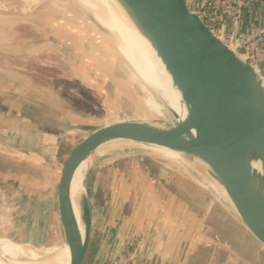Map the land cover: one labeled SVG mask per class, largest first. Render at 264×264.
I'll use <instances>...</instances> for the list:
<instances>
[{"label":"rangeland","instance_id":"rangeland-1","mask_svg":"<svg viewBox=\"0 0 264 264\" xmlns=\"http://www.w3.org/2000/svg\"><path fill=\"white\" fill-rule=\"evenodd\" d=\"M106 29L80 0H0V70L28 80L27 86L18 84V100L31 102L30 114L43 117L38 121L48 128L47 132L56 131L55 122L67 110L78 123L77 129L71 131L74 142L96 126L120 120L146 121L160 127L177 122L167 108L156 111L145 104L144 92L138 85L140 79L120 54L115 35ZM3 133L0 130V138L4 139L0 141V189H3L0 194V256L13 260L11 264H62L68 246L63 237L64 227L60 224L57 233L58 224L52 214L45 226L48 237L43 236L41 240L29 236L28 216L14 218L16 202L12 197L16 196L11 191L28 189V175L34 179L38 170L28 171V164L17 160L20 154L6 142L8 135ZM147 144L130 139L102 142L100 150L95 149L89 155L83 179L86 193L79 201L85 197L95 208L92 203L100 201L102 195L95 197L90 193L91 179L95 180L98 173L119 161H132L129 166L143 161L161 171L156 184L177 193L190 209L204 216L222 235L236 234L230 220L234 209L216 185L207 165L182 152L170 158L146 147ZM69 147L62 144L60 148L66 151ZM94 211L101 223L92 222L90 207L84 264H127L129 252L136 243L137 258L133 264L154 262L150 245H143L139 234L127 241L116 237L117 247L111 241L101 211ZM118 253L122 256H114Z\"/></svg>","mask_w":264,"mask_h":264},{"label":"water","instance_id":"water-1","mask_svg":"<svg viewBox=\"0 0 264 264\" xmlns=\"http://www.w3.org/2000/svg\"><path fill=\"white\" fill-rule=\"evenodd\" d=\"M149 39L186 105L182 121L160 127L126 120L92 128L63 158L56 185L59 224L72 221L67 194L76 166L102 142L130 139L164 146L203 161L218 179L249 233L264 246V76L213 34L193 0H118ZM173 113V112H172ZM260 161V170L250 158ZM86 172V171H85ZM84 244L72 234L74 264H84L90 229L81 199Z\"/></svg>","mask_w":264,"mask_h":264},{"label":"crops","instance_id":"crops-1","mask_svg":"<svg viewBox=\"0 0 264 264\" xmlns=\"http://www.w3.org/2000/svg\"><path fill=\"white\" fill-rule=\"evenodd\" d=\"M243 14V23L259 24L264 17V0H257ZM18 84L27 86L28 80L0 70V130L8 135L6 142L12 149L22 152L17 160H24L28 171L38 170L34 179L28 175V189L11 191L16 196L12 197L16 202L14 218L28 216L29 236L47 239L45 226L50 214L58 224L57 233L60 230L57 179L61 161L75 143L71 131L77 129L78 123L71 111H63L54 124L56 131L47 132L48 128L38 121L43 117L30 114L31 102L18 100ZM62 144L70 147L62 150ZM131 162L114 163L91 179L90 193L102 195L100 201L92 203L95 208L89 203L92 222L101 223L94 209L101 211L110 237L139 234L143 245H150L154 258L151 264H264V246L242 225L236 213L230 220L238 234L224 236L177 193L156 184L160 170L143 161L129 166ZM222 212L225 213L223 209Z\"/></svg>","mask_w":264,"mask_h":264},{"label":"bare ground","instance_id":"bare-ground-1","mask_svg":"<svg viewBox=\"0 0 264 264\" xmlns=\"http://www.w3.org/2000/svg\"><path fill=\"white\" fill-rule=\"evenodd\" d=\"M80 4H82L86 10L91 12L100 23L108 29V31L115 35L117 39L116 44L120 54L126 60L128 65H130L134 74L140 79L138 85L144 92L145 104L156 111H163L164 108H167L169 112H173L172 114L177 122L182 121L186 115V105L181 98L179 91L172 83L169 73L166 71L151 42L132 21L120 2H118V0H80ZM227 47L232 50L230 46ZM239 58L242 59L241 57ZM122 121L126 120H120L117 122ZM150 144L152 143H148L146 147L156 149L170 158H174L180 153L179 151L156 144H153L151 147ZM96 150H100V145H98ZM88 159L89 157L83 159L76 166L67 184V194L71 206L72 221L69 222L66 229L64 226L63 237L67 239L68 236L70 242L73 237L72 234L76 235L77 240L75 241L78 244V248L84 244L86 237V222L83 219L82 205L81 200L79 201V199L80 196H83L86 193L83 179L89 163ZM250 163L253 168L257 170L261 169L260 161L256 157H251ZM208 170L213 179H215L214 181L217 183L215 184L230 202L224 188L221 186L218 179L212 174L209 167ZM89 203L90 202L88 201V204ZM67 246L68 250L62 264H74L71 256L73 254L72 244L69 245L67 242ZM1 251L2 250L0 249V252ZM12 261L13 260L7 257L0 256V264H11Z\"/></svg>","mask_w":264,"mask_h":264},{"label":"built area","instance_id":"built-area-1","mask_svg":"<svg viewBox=\"0 0 264 264\" xmlns=\"http://www.w3.org/2000/svg\"><path fill=\"white\" fill-rule=\"evenodd\" d=\"M193 1L195 12L210 31L225 45L230 46L233 52L250 64L256 72L264 76V17L259 24L243 23L244 11L257 0ZM17 152L22 154L20 151ZM0 194H3V189H0ZM131 239L132 236L126 238V241ZM111 241L118 247L119 240L116 237H111ZM136 247L138 248L137 243L130 252L128 251L130 256L127 264H133L137 258L134 252ZM116 255L122 256L121 253L114 256Z\"/></svg>","mask_w":264,"mask_h":264},{"label":"trees","instance_id":"trees-1","mask_svg":"<svg viewBox=\"0 0 264 264\" xmlns=\"http://www.w3.org/2000/svg\"><path fill=\"white\" fill-rule=\"evenodd\" d=\"M5 190V189H4Z\"/></svg>","mask_w":264,"mask_h":264}]
</instances>
